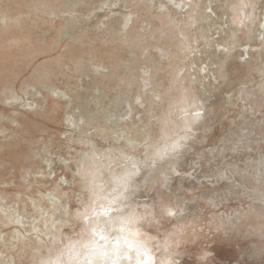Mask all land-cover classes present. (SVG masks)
Listing matches in <instances>:
<instances>
[{
	"label": "rangeland",
	"instance_id": "374dc122",
	"mask_svg": "<svg viewBox=\"0 0 264 264\" xmlns=\"http://www.w3.org/2000/svg\"><path fill=\"white\" fill-rule=\"evenodd\" d=\"M38 1L0 0V11L20 15L0 22V88L14 84L21 95H0V190L8 204L41 221L30 198L45 206L51 192L75 211L91 194L77 174L79 151H89L106 218L81 231L82 219L66 213L60 232L81 243L106 233L120 241L119 264H264V0H42L46 10ZM196 43L204 53L213 47V57L191 62L187 45ZM205 64L213 76L202 75ZM26 82L67 95L52 94L42 111L28 104L41 92H20ZM10 114L19 127L11 128ZM68 114L78 128L67 125ZM121 167L128 172L112 169ZM12 227L0 222L7 239ZM65 240L49 255L73 264L75 243ZM100 244L105 251L84 264L115 263V245ZM11 247L0 244L28 264Z\"/></svg>",
	"mask_w": 264,
	"mask_h": 264
},
{
	"label": "bare ground",
	"instance_id": "6f19581e",
	"mask_svg": "<svg viewBox=\"0 0 264 264\" xmlns=\"http://www.w3.org/2000/svg\"><path fill=\"white\" fill-rule=\"evenodd\" d=\"M45 3H46L45 1L40 0L37 2V5L41 9L46 10L49 8V6L46 5ZM208 5L210 7V10L208 12H206V11L203 12L204 17H210L211 16L210 13L212 12L213 9H212V6L210 3ZM8 12L0 11V22H1L2 26H6L7 24L12 22L13 20H16V19L18 20L20 17V15L12 16V14H8ZM224 13H225V11H224ZM243 14H244V12H243ZM67 19L68 18H65V20H67ZM68 35L69 34H68V31L66 30V28L62 29L60 36L65 37ZM258 35L264 37V17H263V22H261V27L258 30ZM216 44H218V42ZM187 47L190 49L189 52H193V49H194V53H192L193 58H192L191 62H193L195 65H197V63L195 61L197 59L200 60V58H202V54H204L205 56H208L209 58H212L214 55V48L213 47H211L210 49H212V50L210 52L208 51L207 53H204L205 52L203 50L204 47H199L197 43L194 46L187 45ZM247 52L248 51H246V53ZM78 60L79 59L72 60L70 63L76 64L78 62ZM211 74H212V68L208 64H205V66H203V74L202 75L203 76H207V75L210 76ZM216 74L217 73L215 72V75ZM213 75H214V73L212 74V76ZM39 76L43 77V75L41 73H39L37 75V77H39ZM48 77H50V73H47L45 75V78H48ZM27 86H34L35 90L33 92H31L30 89L27 88ZM23 87L24 88H22V87L20 88V92H24V93H30L31 92L32 95L36 91L41 92V90H39L34 84H32L30 82L24 83ZM48 89H49V91L41 92V96H39V97L33 96L30 99V101L28 102V104H31L32 102H34L36 105H39L40 110L43 111L44 108H46V105L48 103V99L52 97V94H55L56 97H60V95H59L60 93H61V95H67V92L65 90H57L55 87H50ZM50 92H51V94H50ZM0 95L4 99H8V98L20 99L21 98V95L17 92L16 88H14V84H10V85L4 84V86L0 88ZM66 101L70 102L68 99ZM8 119H9V122L12 126L11 128L19 127L18 124L19 125L21 124L20 123L21 121L17 120L16 116L14 114L8 115ZM64 119H65L67 125L72 127V130L74 128H78V124L76 123V119L71 114H68V116L66 115L64 117ZM64 119H63V121H64ZM13 123H15L14 126L12 125ZM79 154L81 157H83V159H82V160H84L83 164L87 163V166L85 164L84 167L80 168L83 165V164H81L83 161H81V159L78 160V162L81 161V163H80L79 167H77V174L84 178L82 187L89 188L91 190V194L89 195V198H85L84 195L79 198V201L81 204L78 208H76L75 211L70 212L69 204L67 205V202H64L62 200L60 193H58V195L57 194L55 195L54 193L49 192L50 197L48 196L47 199L50 202H48L47 204L45 203V206H43L42 202L36 203L33 200V198H30V203H32L35 208L40 207V208H38V210H39V216L42 219H41V221L36 222V220L31 218V216L24 209H20V207L18 205L15 206L13 204L12 205L8 204V202L6 201L8 199L6 198V200H5V198H4L5 194L3 195V192H1V190H0V222L10 223L13 226L12 229L7 234V236H9L10 239H7L5 237L6 233H2L0 231V244L1 243L4 244V242H10V244L12 246L11 248L15 247L14 249H15V252L17 254L20 255L22 253L21 255H23V256H24V254H26L25 256L28 258V264H62L61 259H59V257H57V255L51 256V255H49V253H51V250L53 249V247L58 242L62 241L63 239H66L65 241L68 240V242L71 243V245L73 243H75L74 244V256L71 259V261L74 262L73 264H84V263L89 262L91 259L95 258L97 255H101V253L105 251L106 247L102 245L100 248L99 247L101 245L100 241H103L104 245H106V246H110V245L114 246L115 245L116 251H115V254L113 256L116 259H115L114 264H119L118 257L120 258V255H119L120 241H118V240L108 241L107 240L108 236L106 233L98 234L100 240H97L96 236H90V239L88 237V238H86L85 241H83L81 243L80 238L72 239V237L68 236L66 233H62V231L60 232V230H58V228L60 226L65 224V220L70 219L68 216H65L66 213L74 219H79V220L82 219V224H81V229H80L81 231L84 230V226H85L88 228V230L90 229L91 232H94L95 230L98 229L99 225L102 224V220H104L106 218V216L101 217V214L100 215L98 214L97 208L99 206H97L98 205L97 200H98L99 196H98L97 191L95 190V187L97 185L95 183H91V181L93 180L91 176H94L95 171L99 168V166L96 164L97 158L95 157V155H93L89 151L80 150ZM34 155H37V153H34ZM28 161H29V159L26 160L25 162H23L21 165V168L25 174H28L31 171L30 166L27 164ZM112 169L120 170L121 173H127L128 172V169L124 168L125 170H123L122 167L120 169H116V168H112ZM130 169L132 171L135 170V168H133V167H131ZM22 176H24V175H22ZM33 176L36 177L35 175H33ZM108 176H109V174L106 177H108ZM41 178H44V177L42 176ZM0 182H4V181H0ZM61 183H65V184L68 183L66 176L64 177L63 180H61ZM59 186L62 189V186L61 185H59ZM1 188H3V187L1 186ZM3 198H4V200H3ZM13 201H14V199H13ZM49 208H51V210H49ZM101 209L102 210L104 209L103 203H102ZM106 211H107V209H106ZM91 212H95L94 217H90L89 214H91ZM104 213H106V212H104ZM87 215H89V216L87 218L83 219V217H85ZM96 221H97V225H96ZM40 225H42V227ZM92 245H96L98 247H93ZM11 250H13V249H11ZM8 253L11 256H13L11 254V252H8ZM7 254L3 253V250L0 248V264H22L20 262V260H18L19 258L17 259V261H15L13 259V257H11V256L8 257ZM80 254L83 255L82 258H80ZM102 255H104V254H102ZM25 256H24V258H25ZM81 261H85V262H81Z\"/></svg>",
	"mask_w": 264,
	"mask_h": 264
},
{
	"label": "clouds",
	"instance_id": "9594fccd",
	"mask_svg": "<svg viewBox=\"0 0 264 264\" xmlns=\"http://www.w3.org/2000/svg\"><path fill=\"white\" fill-rule=\"evenodd\" d=\"M121 231H123V229H121ZM130 235L132 237H135L136 232H132V233H130ZM123 244L127 245L128 249H132L134 247V244H133L132 240H130L127 236H125L123 238ZM167 251H168L167 249H164L165 253H167ZM139 254H140L139 250H137V255H139ZM125 255H126V253H125ZM210 256H211V253H207V257H210ZM140 264H144V260L143 259H141ZM158 264H173V261L171 259H169V258H164V259H160L158 261Z\"/></svg>",
	"mask_w": 264,
	"mask_h": 264
}]
</instances>
